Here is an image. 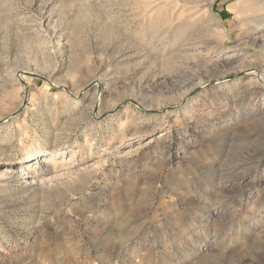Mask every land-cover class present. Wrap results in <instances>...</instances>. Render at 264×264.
Instances as JSON below:
<instances>
[{"label":"rangeland","instance_id":"374dc122","mask_svg":"<svg viewBox=\"0 0 264 264\" xmlns=\"http://www.w3.org/2000/svg\"><path fill=\"white\" fill-rule=\"evenodd\" d=\"M263 68L264 0H0V264H264Z\"/></svg>","mask_w":264,"mask_h":264},{"label":"bare ground","instance_id":"6f19581e","mask_svg":"<svg viewBox=\"0 0 264 264\" xmlns=\"http://www.w3.org/2000/svg\"><path fill=\"white\" fill-rule=\"evenodd\" d=\"M191 18V17H190ZM195 19V18H194ZM198 20V18H197ZM196 21V20H195ZM194 23V22H193ZM191 25V21L190 20H186L185 22H183L181 24L182 27H185V26H190ZM227 49H230L229 47L225 46ZM21 77V76H20ZM259 77L261 78V80L264 81V68L262 69V71L259 72ZM25 86V85H24ZM25 88V91L28 92L27 90V86L24 87ZM37 156H40L41 155V150H36L33 154L31 155H28V156H23L21 157L20 159L22 160V162H25V161H30V160H33L35 159V157Z\"/></svg>","mask_w":264,"mask_h":264}]
</instances>
